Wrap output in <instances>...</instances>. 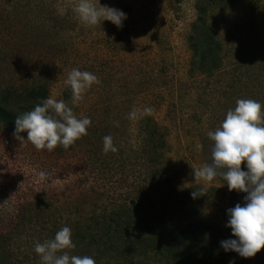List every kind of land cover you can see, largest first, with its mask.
<instances>
[{"label":"rangeland","instance_id":"rangeland-1","mask_svg":"<svg viewBox=\"0 0 264 264\" xmlns=\"http://www.w3.org/2000/svg\"><path fill=\"white\" fill-rule=\"evenodd\" d=\"M197 1L92 0L126 13L118 28L110 21L85 26L74 11L79 0H0L1 86L23 89L50 81V97L72 106L65 84L71 70L89 71L101 81L73 106L77 118L92 123L67 149H37L26 141V131L20 141L15 130L0 128V226L12 231L11 224L26 222L12 231L11 245L24 264H41L30 248L53 239L56 223L74 234L78 222L158 191L157 170L145 152L148 125L157 124L166 136L161 182L167 179L180 192L206 188L198 216L232 232L227 210L243 205L247 193L229 191L219 176L210 184L197 182L193 168L212 162L214 141L207 133L222 124L237 100L264 104V0L249 12L245 2L224 0L226 14L216 17L224 69L212 79L192 66L189 36ZM254 56L261 67L235 71L237 62ZM145 107L150 115L130 118ZM105 136L113 137L117 151L104 152ZM241 167L247 170L246 162ZM73 242L70 254L82 256ZM241 264H264V248L242 257Z\"/></svg>","mask_w":264,"mask_h":264},{"label":"trees","instance_id":"trees-1","mask_svg":"<svg viewBox=\"0 0 264 264\" xmlns=\"http://www.w3.org/2000/svg\"><path fill=\"white\" fill-rule=\"evenodd\" d=\"M229 1L245 2L248 12L259 5L258 0ZM223 4L224 0H198V15L189 36L193 70L210 79L221 75L224 69L225 43L216 27V17L226 14ZM257 58L237 62L235 71L244 69L249 73V67H261L263 62ZM50 96V81L23 89L0 85V128L15 130L17 116L33 110ZM66 96L68 100L72 98L70 87ZM145 130L148 132L145 152L149 154L151 167L157 170L153 181L159 189L146 199L141 197L94 214L86 224L78 222L72 240L81 246L82 256H93L96 264H230L233 260L241 264L238 253L226 252L221 247V241L233 238L232 232L217 229L198 216L202 200L192 198L194 190L180 192L167 179L161 182L166 170L162 160L166 136L157 124L148 125ZM165 187L168 189L164 190ZM25 223L11 226L13 230L22 229ZM7 227L0 226V264H24L11 247L14 234ZM53 229L56 235L57 223ZM34 249L31 246V252Z\"/></svg>","mask_w":264,"mask_h":264},{"label":"clouds","instance_id":"clouds-1","mask_svg":"<svg viewBox=\"0 0 264 264\" xmlns=\"http://www.w3.org/2000/svg\"><path fill=\"white\" fill-rule=\"evenodd\" d=\"M74 11L85 26H96L101 21H110L118 28L123 27L127 19L122 10L107 6H96L92 0H79ZM100 79L89 71L73 69L69 72L65 84L72 92L70 106L64 100L46 98L35 105L34 109L16 117L15 137L27 132L26 141L37 149L53 151L58 145L65 149L88 134L91 119L77 118L73 106L78 105L84 94ZM152 109L145 107L130 113L131 119L150 115ZM119 122H116L118 126ZM208 137L214 141L211 163L193 168L195 181L209 184L217 177L227 181L229 191L247 193L244 204L237 203L227 210L229 220L226 227L232 229L237 239L221 241L226 251H234L243 258L255 257L264 248V104L253 99H239L236 107L229 110L222 124L209 131ZM104 152L117 151L112 136L104 137ZM246 162V169L242 164ZM43 178V173L41 174ZM206 195L201 187L191 193L193 199ZM72 230L65 226L55 237L43 243L37 242L35 252L40 256L41 264H96L93 256L70 254L75 249ZM235 264V261H230Z\"/></svg>","mask_w":264,"mask_h":264}]
</instances>
